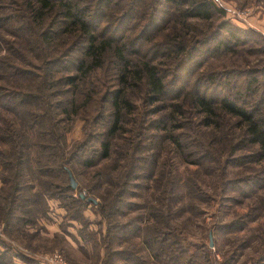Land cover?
<instances>
[{
  "label": "rangeland",
  "instance_id": "obj_1",
  "mask_svg": "<svg viewBox=\"0 0 264 264\" xmlns=\"http://www.w3.org/2000/svg\"><path fill=\"white\" fill-rule=\"evenodd\" d=\"M208 1L217 9H223L225 14L222 17L214 15L210 22L183 20L179 14V5L167 0H115V4L110 3L106 7L101 21L102 25L109 24L110 27L107 38L103 41H114L104 54V70L93 79L96 85L99 82L104 85L100 86L99 92L84 91L92 93V97L99 100L100 107L95 112L91 111L90 116H94L95 120L90 127L84 119L76 118V114H72V123L66 135L67 144L73 145L83 140L88 130L91 134L109 131L111 111L104 112V109L111 107L113 96L110 93L121 91L120 99H128L134 108L123 109L119 130L110 138L109 159L94 169H82L74 164V170L69 172L77 185L74 197H78L84 204L81 207L72 203L67 196L60 199L52 185H58L61 179L50 178L45 180L44 194L42 193L45 196L44 215H41L43 205L37 197L36 182L28 178L30 182L21 188L20 198L30 200L31 204L26 207L31 211L34 221L28 226H21L14 220L20 217L19 212L10 210L9 215H12L13 220L6 225L3 222L7 217L5 211L12 206L3 200L13 191L11 184L4 188L0 180V197H3L2 200L0 198V254L6 262L155 264L148 257L145 259L150 250L144 249L142 252L143 248L136 246L139 240L135 236L139 228H144L148 221H152L149 219L153 216L152 206L160 196L155 190L157 185L154 182L165 184L174 177L183 183L182 186L184 183L189 187L194 184L202 186L210 197L209 200L200 198L202 202L195 201L196 197L190 196L187 191L186 196L190 197L188 199L184 196L183 214L172 215L173 219L178 217L175 220L176 227L184 230L188 241L196 242L205 237L203 241L209 247L211 236L213 246L209 249L214 258V263L211 264H259L263 247L258 235L264 232V204L259 208V215L255 219L250 220L248 217L245 225L227 227L225 225L230 221H236L239 216L251 213L250 208L254 203L240 202L244 199V194L222 188L224 183H231L230 180L242 181L252 173L250 166L242 169L245 164H239L247 161L242 156H249L251 148H247L248 153L247 150H239V146H233L238 136L227 132L224 125L217 131L220 120L199 111L192 112L190 103L196 96L207 95L208 98L219 101L221 96L227 95L230 101H243L245 106L258 103V115L264 117V0ZM9 2L14 3L15 0H0V36L11 42L16 40L13 39L14 35L17 36L14 26L18 25L20 18L15 14L17 12L14 5ZM227 29L234 35L240 34V40H234L225 31ZM22 32L20 37L25 35ZM213 34L222 36V41H225L224 48H217L213 40L204 44L205 40L214 38ZM71 39V36L65 35L58 37L57 51H63L68 45L67 41ZM18 41L20 44V40ZM178 45L181 48H177ZM196 46L197 51L188 54ZM117 48L123 50V55L130 64L126 72L117 59ZM23 49L28 53L25 46ZM142 62L155 66L158 72L166 76L164 84L168 87L167 101L160 106L163 110L157 115L167 114L168 118H175L174 123L186 126L177 131L171 128L173 122H170V131L162 133V137L168 138L151 146L154 150L149 155L153 154V162L151 158V164L142 165L140 171L138 170L144 180L128 186L125 196L116 204L118 188L122 186V182H128L126 173L132 171V166L137 163L132 160L131 155L138 149L137 126L143 120L157 117L151 116L154 106L147 102L144 94L145 79L137 82L138 86L133 85L130 80L132 73L137 70L136 66L141 67ZM62 72L64 71L55 72L56 77H61ZM123 74L128 78L127 86L121 83ZM114 75L115 84L111 88L110 81ZM59 87L63 89L62 84ZM179 90L184 91L183 95H177ZM176 96L180 98L174 99ZM161 104L160 102L157 105ZM176 104L185 111L183 116L172 107ZM205 122L210 126H203ZM155 134V131L150 130L146 135L151 137ZM173 135H178V138L180 136V141H187L185 155L170 142ZM25 139L29 144L28 166L33 173L36 170L34 132H26ZM87 141L90 144L86 153L90 157V150L98 149V146L92 144L91 139ZM188 153L192 156H187ZM153 167L154 174L150 177ZM255 168L258 169V166H252V169ZM98 171L104 172L106 177L99 178ZM107 179H111L109 184H105ZM138 183L139 186L135 188ZM68 184L70 186L69 180ZM262 185L264 187V181ZM149 187H152L151 190ZM97 189L107 198V202L96 198L94 193ZM257 194L264 199V188ZM89 198L95 200L96 204L88 203L86 200ZM18 204L14 203L13 206ZM101 205H106L102 208L104 213ZM161 216L164 218L163 223H171V218L165 211H161ZM208 229L209 232H206ZM145 237L143 234L144 241L147 239ZM135 251L140 254H135Z\"/></svg>",
  "mask_w": 264,
  "mask_h": 264
},
{
  "label": "trees",
  "instance_id": "obj_2",
  "mask_svg": "<svg viewBox=\"0 0 264 264\" xmlns=\"http://www.w3.org/2000/svg\"><path fill=\"white\" fill-rule=\"evenodd\" d=\"M171 1L181 8L179 14L183 20L210 22L214 15L222 17L225 14L223 9H217L208 0H167V2ZM114 2L115 0H15L14 3L9 2L14 5L17 12L15 14L20 20L18 25L14 26L16 28L14 32L17 36L14 35L13 39L16 40L8 42L0 36V180L4 188L11 184L13 191L3 200L12 206L5 211L7 217L3 222L6 225H9L10 221L13 220L11 219L12 215H9L10 210L19 212L20 217L14 220L21 226H28L31 221H34V218L31 217V211L26 207L31 204L30 200L20 198L21 188L30 182L28 178L33 180L32 182H36L37 197L43 205L41 215H44L45 180L50 178L61 179L58 185H52V188L57 190L55 194L60 199L67 196L72 203L81 207L84 205L83 202L78 197H74L75 190L69 187L68 173L74 170V164L82 169H94L101 162L110 158V138L119 130L118 125L122 119L123 109L134 108L128 99L123 101L120 99L121 91L117 93L116 90L110 93V96H113L111 107L108 106L107 110L104 109V112L110 113L111 111V123L107 133L91 134L88 130L85 132L83 140L73 145L67 144L66 135L72 123V114H76V118L84 119L90 127L95 120L94 116H90L91 111L99 110V100L94 99L92 93H84V91L99 92L100 86L104 85L101 82L96 85L93 79L104 70V54L114 41H103L107 38L106 34L110 25H102L101 21L106 7L110 3L115 4ZM225 31L234 40H240V34L234 35L228 29ZM225 31L223 30V34ZM21 32L25 34L23 37H20ZM223 34L221 33L222 36H224ZM63 35L71 36L72 39L67 41L68 45L63 51L58 52L56 49L59 47L57 40ZM215 35L212 36L214 38L205 40L204 44L213 40L217 48L223 47L225 41H222V36ZM18 40H20V44ZM24 46L28 49V53L23 49ZM177 48L181 47L178 45ZM122 51L117 48V59L122 63L124 72H126L130 64L126 61ZM195 51H197V46L191 48L188 54ZM51 53L52 55H50ZM142 63L141 67L136 66L137 70L132 73L133 76L130 80L133 85L138 86L136 83L145 79L144 94L147 97V102L154 106L151 116L157 117L153 120L150 119L151 121L149 119L143 120L137 126L139 140L136 145L138 149L131 154L132 160L137 163L132 166V171L126 173L125 177L128 182H122V186L118 188L116 204L121 202L128 186L144 180V176L138 173V170L140 171L139 168L142 165L151 164L153 154L150 153L149 155V152L154 150L151 146L168 138L162 137V133L170 131L168 130L170 122H173L170 125L173 130L179 131L186 126V124L174 123L175 118L170 119L167 114L157 115L163 110L160 109V106L167 101L168 87L164 84L166 76L158 72L155 66ZM58 71H64L61 73V77H56L55 72ZM126 77V74L121 76V83L124 86L128 84ZM209 81L212 83L211 79ZM110 83L111 88H114L115 75ZM60 84H62L63 89L59 87ZM183 93L184 91L179 90L177 95H183ZM107 94L109 95V92ZM224 96H221L219 101L208 98L207 95L196 96L190 104L192 112L199 111L206 116L220 120L223 124L217 123V131L224 125L227 132L238 136L233 146H239V150L251 148L249 156L248 154L242 156L244 157L243 160L246 159L247 161L239 164H245L244 167H241L242 169L250 166L249 170L252 173L248 175L247 179H242V181L230 180L231 183L222 185L223 189L244 194V199L240 202L250 201L254 203L250 208L251 213L239 216L236 221H230L225 225L233 228L242 224L245 225L248 217L250 220L255 219L259 215V208H262L261 205L264 204L262 196L257 194L264 188L262 187L264 181V117L258 115V103L246 105V107L243 101L238 103V100H233L234 102H232L229 100V96ZM178 98L180 97L176 96L174 99ZM160 102L162 104L157 105ZM178 106L176 104L172 107L183 116L185 111L181 106ZM73 108L75 109L73 110ZM203 121L209 120L203 119ZM203 126L208 127L210 125L205 122ZM150 130L155 131L156 134L147 137L146 134ZM28 131L34 132L35 135L36 170L33 173L28 166L29 144L25 139V133ZM88 139L92 140V144L98 146V149L90 150V157L86 153L90 144ZM170 140L174 147L185 155L187 141H180L178 135H173ZM247 152L249 153L248 150ZM187 156L192 155L188 153ZM256 165L258 169H252V166ZM155 167H153L150 177L154 174ZM98 177L105 178L106 174L98 171ZM110 182L111 179H107L105 184ZM154 183L157 185L155 190L160 196L152 206L153 216L149 218L152 221H148L144 228H139L137 232L139 235L135 236L139 240L136 246L142 247V252L147 249L150 250L149 254L145 255V259L149 258L155 264L214 263L213 253L203 241L205 237L196 242L188 241L184 230L176 227L175 220L178 217L171 218L173 214L174 216L183 214L185 192L189 191L190 196H195V201H201L200 198L209 200L210 197L207 196V192L198 184L189 187L187 183H184L182 186L183 183L174 177L165 184ZM151 188L148 189L151 190ZM99 192L100 189L94 193L96 198L99 201L103 199L107 202V198ZM119 194L123 195L120 196ZM189 197L187 198L189 199ZM0 198L3 199V197ZM14 203L19 204L13 206ZM105 207L106 205H101V209ZM195 207V211H197L196 204ZM162 210L171 218V223H163ZM102 211L104 213L103 209ZM143 234L146 235V241H144ZM258 237L260 245L263 247V252L258 260L259 264H264V232H261ZM242 244L243 247L246 246L245 241ZM135 254L140 253L135 251ZM0 264L10 263L6 262L0 254Z\"/></svg>",
  "mask_w": 264,
  "mask_h": 264
},
{
  "label": "water",
  "instance_id": "obj_3",
  "mask_svg": "<svg viewBox=\"0 0 264 264\" xmlns=\"http://www.w3.org/2000/svg\"><path fill=\"white\" fill-rule=\"evenodd\" d=\"M68 177H69V182H70V188L72 189V190H75L76 189V187H77V185H76V183H75V181H74V179H73V177H72V175L70 174V173H68ZM80 198L82 199V200H84V197L83 196H80ZM88 203H93V204H96V202H95V200H93V199H87L86 200ZM212 246H213V243H212V240H211V236H209V247L210 248H212Z\"/></svg>",
  "mask_w": 264,
  "mask_h": 264
}]
</instances>
